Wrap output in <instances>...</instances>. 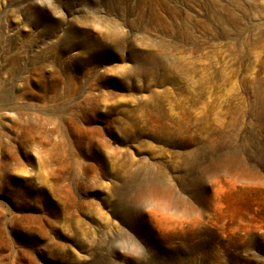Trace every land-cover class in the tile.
Masks as SVG:
<instances>
[{
	"label": "rangeland",
	"instance_id": "rangeland-1",
	"mask_svg": "<svg viewBox=\"0 0 264 264\" xmlns=\"http://www.w3.org/2000/svg\"><path fill=\"white\" fill-rule=\"evenodd\" d=\"M0 264H264V0H0Z\"/></svg>",
	"mask_w": 264,
	"mask_h": 264
}]
</instances>
